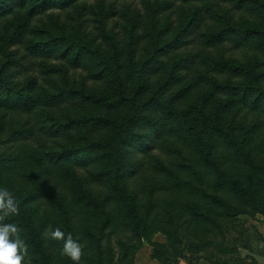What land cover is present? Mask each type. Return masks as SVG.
Here are the masks:
<instances>
[{"label":"trees","instance_id":"obj_1","mask_svg":"<svg viewBox=\"0 0 264 264\" xmlns=\"http://www.w3.org/2000/svg\"><path fill=\"white\" fill-rule=\"evenodd\" d=\"M3 1L9 2V8L23 11L22 16H18V12L15 19L7 21L0 32L8 44L17 47L15 52H20L25 61L30 58L60 59L91 72L96 79H124V83L132 85L135 99L134 111L119 124L114 137H83L78 143L47 148L42 145L45 139L54 138L73 125L71 121L57 120L53 113L56 112L57 95L48 89L34 94L32 79L24 88H16L0 79V147L6 150L5 156L0 158V189H7L17 201L19 214L11 216L31 234L30 240L42 245V232L32 217L30 204L48 196L66 206L72 203L70 208L76 210L65 237L71 233L81 245V264L86 254L89 260L96 256V264H105L103 257L112 254L111 246L104 241L105 231L122 216L139 218L141 223L153 226L158 220V213H154L160 205L154 203L158 191H201L203 203L190 205L179 211V215L189 210L195 218L216 224L219 222L210 209L202 207L205 203L225 217L236 216L250 208L264 213V155L261 153L264 147L259 139L264 132V119L252 124L243 137L237 136L241 117L238 110L242 107H249L264 117V62L260 59L248 63L237 59H212L199 79L180 85L168 100L164 92L170 88L172 76L165 78L153 91L147 89V70L153 73L154 56L165 53L168 48L179 47L185 33L204 23L201 8L197 6L209 0H162L161 11L172 8L175 3L191 4L193 8L165 43L160 40L168 32L169 25L164 24L155 33L148 34L152 40L151 55L128 69L122 65L110 68L108 56L102 51L85 49L77 38L64 33H46L44 38L25 39L24 30L32 17L50 9L77 5L79 0H0V7ZM224 1L255 13L256 23L217 28L204 34V42L214 45L230 39L235 46L255 43L264 50V0ZM131 39L134 41L128 45L133 43V47L139 35H129ZM178 60L173 62L175 70ZM197 89L202 93L193 101H187ZM99 99L108 106L117 104L105 96ZM181 103L184 104L181 106ZM149 107H153L155 114L147 118L142 112ZM141 119L151 129L144 136L133 131L134 124ZM162 142L165 148L171 144L168 152L176 157L169 164L154 152L163 149ZM154 158L159 160L153 163L157 176L147 187L148 197H144L135 185V176ZM93 168L94 171L88 173ZM65 186L70 189V202L65 200L69 195ZM172 220L173 225L180 221L179 216H173ZM136 228L141 226L137 223ZM87 243L94 244L91 251ZM58 248L63 250V241H58ZM242 249L254 252L249 246ZM53 250L57 259V249ZM255 252L264 255V251ZM45 253L42 264H50L53 253ZM131 259L130 247L124 246L118 264H130ZM239 261V264H257L248 256L241 255Z\"/></svg>","mask_w":264,"mask_h":264},{"label":"rangeland","instance_id":"obj_2","mask_svg":"<svg viewBox=\"0 0 264 264\" xmlns=\"http://www.w3.org/2000/svg\"><path fill=\"white\" fill-rule=\"evenodd\" d=\"M161 2L162 0H79L77 5L50 9L32 17L24 30V37L29 40L44 38L46 33H64L71 38H77L79 45L85 49L102 51L108 56L110 68L122 65L128 69L133 63L137 64L151 55L152 40L148 34L155 33L164 24L169 25L168 32L160 40L165 43L175 34L193 8L191 4L175 3L172 8L161 11ZM197 7L201 8L200 14L204 17V23L185 33L179 47L168 48L165 53L155 55L151 64L153 73H150V69L147 70L148 91H153L165 78L172 76L170 88L164 92L166 100L180 85L199 79L208 69L207 62L210 63L212 59H237L244 63L260 59L264 62V50H261L258 44L235 46L230 39L214 45L204 42V34L217 28L256 23L255 13L224 0L204 1ZM18 12V16L23 15L22 10L17 7L9 8V2L3 1L0 7V31L7 21L16 18ZM132 34L139 35L138 43L133 47V43L128 45V42L134 41L129 40V35ZM4 37L0 32V79L16 88L26 87L27 81L32 79L34 94L45 89L53 91L58 99L56 112H53L57 120L71 121L73 124L62 134L45 139L42 142L43 147L59 148L78 143L83 137H114L119 124L134 111L132 85L124 83V79H96L91 76V72L60 59L45 61L41 58H30L25 61L20 52H15L17 47L8 44ZM131 49L135 52H131ZM176 58L179 60L175 70L173 62ZM262 83L264 86V80ZM200 92L199 89L195 90L188 96L187 101H193ZM145 94L146 91L142 97ZM104 96L117 104H103L99 98ZM183 104L181 103V106ZM238 111L241 115L238 120V137H243L252 124L264 119L259 112L251 111L249 107H242ZM142 113L150 118L154 116L155 111L153 107H149ZM150 130L149 124L143 119L133 126V131L143 136ZM259 139L264 147V132L259 135ZM161 145L163 149H156L154 152L169 164L176 158L168 152L172 148L171 144H168L167 148L163 142ZM5 151L1 146L0 158L5 156ZM261 153L264 155V149ZM157 161L159 160L156 158L151 160L135 176V185H138L139 193L144 197L147 196V187L153 182V177L157 176V171L153 168V163ZM93 171L94 168L88 173ZM58 188H61L60 184ZM65 191L69 193L65 200L70 202V189L66 187ZM154 197V203L160 205L154 209V213H158V220L153 226L141 223L139 218L128 219L121 215L123 218L117 219V224L105 231L104 241L111 246L112 253L103 257L105 264H118L124 246L127 245L131 250L130 264H239L241 255L244 257L242 247L249 246L264 251V213L260 210L250 208L236 216L225 217L213 206L205 203L202 207L210 209L219 222L216 224L195 218L189 210L179 215V211L184 208L203 203V200H200L202 192L199 190L158 191ZM70 206L72 203L66 206L53 196L38 199L30 204L32 217L42 232V245L30 240L31 234L16 222L15 216L10 214L5 218L4 223L17 225L22 239L28 244V256L22 264H27L28 261L30 264H42L45 254L47 255L45 252L53 253L50 264H74L70 258L63 255L61 248L59 250L57 240L44 235L45 231L51 232L56 228H60L64 233L68 231L70 218L76 212ZM173 216H179L180 219L175 225L172 224ZM137 223L141 228H136ZM157 226H160V229H155ZM204 244L206 246L202 248ZM86 247L91 251L94 244L87 243ZM53 249H57V259ZM96 259L95 256L89 260L86 254L83 264H96Z\"/></svg>","mask_w":264,"mask_h":264},{"label":"clouds","instance_id":"obj_3","mask_svg":"<svg viewBox=\"0 0 264 264\" xmlns=\"http://www.w3.org/2000/svg\"><path fill=\"white\" fill-rule=\"evenodd\" d=\"M10 214H19L18 203L11 192L0 189V264H22L28 256V244L22 239L16 224L4 223ZM44 235L63 241V255L70 258L74 264H81L82 247L71 233L65 237V233L56 228L51 232L45 231ZM27 264H30V261Z\"/></svg>","mask_w":264,"mask_h":264},{"label":"water","instance_id":"obj_4","mask_svg":"<svg viewBox=\"0 0 264 264\" xmlns=\"http://www.w3.org/2000/svg\"><path fill=\"white\" fill-rule=\"evenodd\" d=\"M242 254L244 257L246 256H250L252 257L253 259H255V261L259 264H264V255H261V254H258V253H255L253 251H250V250H247V249H242L241 250Z\"/></svg>","mask_w":264,"mask_h":264},{"label":"crops","instance_id":"obj_5","mask_svg":"<svg viewBox=\"0 0 264 264\" xmlns=\"http://www.w3.org/2000/svg\"><path fill=\"white\" fill-rule=\"evenodd\" d=\"M258 250H259V249H257V250L254 249V252H255V251H258ZM255 253H256V252H255ZM261 255H263V254H261ZM248 257H250V256H248ZM251 258H252V257H251ZM256 263H257V262H256ZM257 264H259V263H257Z\"/></svg>","mask_w":264,"mask_h":264}]
</instances>
